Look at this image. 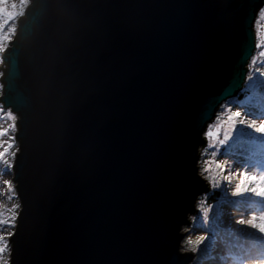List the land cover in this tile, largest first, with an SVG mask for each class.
<instances>
[{
	"label": "water",
	"instance_id": "water-1",
	"mask_svg": "<svg viewBox=\"0 0 264 264\" xmlns=\"http://www.w3.org/2000/svg\"><path fill=\"white\" fill-rule=\"evenodd\" d=\"M260 3L30 8L3 54L0 97L23 147L18 264H162L182 245L176 220L188 227L210 191L193 166L217 110L242 89Z\"/></svg>",
	"mask_w": 264,
	"mask_h": 264
},
{
	"label": "snow or ice",
	"instance_id": "snow-or-ice-1",
	"mask_svg": "<svg viewBox=\"0 0 264 264\" xmlns=\"http://www.w3.org/2000/svg\"><path fill=\"white\" fill-rule=\"evenodd\" d=\"M65 3L66 0H0V64L4 61L3 54L20 39L19 22L21 18L27 15L31 7L38 4L40 6L38 15H40L52 5H63ZM257 12L259 15L264 13V0H261L260 5L257 6ZM256 70L259 71V69ZM0 76H3V73H0ZM252 78V76H248L249 80ZM4 88L5 85L0 83V97L3 95ZM232 104L233 102L229 100L226 105L220 106L221 109L230 114L227 115L225 120H221L223 111L217 113L216 121L220 122L214 125L216 131L209 130L204 133L205 140L213 137L215 143L212 145L205 144L204 149L200 151L193 166V179L207 181L211 188L223 187L226 191L231 188V195L234 197L251 195L264 202V169L259 172H250L243 162L234 161L242 167V171H240L228 163L206 159L209 147L216 153H219L221 149H225L221 154H229L225 146L232 140L238 126L242 138L243 135L249 137V143L264 141V113L256 118H251L253 115L251 112L241 111L239 106L236 110H233ZM0 118L8 121L7 126H0V162L4 166L3 170H0V185L3 186L0 188V194L5 195L9 201V204L0 203V264H18V249L15 238L21 233L20 221L24 214V205L23 196L19 192V178L15 170L18 167L19 157L23 155V147L17 143L19 132L17 114L11 107L6 108L3 103H0ZM248 129L251 132H247ZM5 137L6 139H4ZM213 165L216 169L215 173H213ZM5 173L11 178L5 179ZM233 178L236 179L234 187H232ZM197 207L203 215L204 222L207 223L211 209L204 208L199 202H197ZM192 219L195 220L196 217ZM185 223L178 218L174 225L176 233L179 234L181 230L183 231L184 234L179 235L178 239L184 240L185 244L177 243L165 255L162 264H186L187 261L194 259L189 253H198L207 240V231L204 235H200L193 240L190 235L191 226L184 227ZM234 225L246 226L262 234L255 251L244 252L238 257L239 264H264V211L259 214H252L250 218L241 216L239 219L234 220ZM230 259V257H225V264H230Z\"/></svg>",
	"mask_w": 264,
	"mask_h": 264
},
{
	"label": "rangeland",
	"instance_id": "rangeland-1",
	"mask_svg": "<svg viewBox=\"0 0 264 264\" xmlns=\"http://www.w3.org/2000/svg\"><path fill=\"white\" fill-rule=\"evenodd\" d=\"M264 21V13L257 16L254 31H255V50L254 54L248 64L247 67V76L244 81L243 87L247 86L248 90L252 92V96L254 97V101H259L258 104H262L264 102V26L261 27L260 24ZM4 65L0 64V73H3ZM256 69H259L257 71ZM248 76H252L251 80L248 79ZM0 76V83H1ZM247 90V91H248ZM249 92V93H250ZM246 93V92H245ZM256 93V94H255ZM234 99H230V101L234 102ZM1 103V101H0ZM227 102L223 103L222 105H226ZM236 110V109H233ZM241 111H248L251 112L253 115L251 118H256L258 113L253 109L250 111L248 108L239 109ZM223 111V115L221 116V120H225L228 113L221 109V107L217 110V113ZM216 113V115H217ZM216 115L214 120L208 125L206 131H216L215 124H218L220 121H216ZM260 122V121H258ZM8 121L6 119L0 118V126H7ZM247 132H251L250 129L246 130ZM258 135V134H257ZM205 138V137H204ZM6 139V137L4 138ZM215 143V138L209 137L206 140V144L212 145ZM225 148L228 151V155H220V152L224 151L225 149H221L219 153L214 152V150L209 147L207 149L208 156L206 157L207 160H217L219 162L228 163L230 166L235 168L236 170L242 171V167L238 166L234 161H241L243 162L244 166L248 167L250 172H259L261 169H264V141H256L254 143H249V137L247 135H243L238 130L233 134L232 140L229 142ZM204 147L200 150L202 151ZM200 153V152H199ZM3 163L0 162V170H3ZM213 173H215L216 169L215 166H212ZM4 178L8 179L11 178L6 173L4 174ZM219 179V177H218ZM207 182V181H206ZM208 183V182H207ZM236 183V179L233 178L232 187H234ZM209 185V184H208ZM3 186L0 185V188ZM210 187V186H209ZM215 188L210 187V191L212 192ZM222 193V200L213 205V206H206L204 199L201 198L198 200L199 204L202 205L204 208H210V212L208 214L207 223L204 222L203 215L200 213L198 207L196 215L190 218V225L191 226V238L195 240L198 236L204 235L205 231L208 233V238L201 246L200 251L198 253H192L194 255V260L190 264H225L222 260V257H210L213 248L216 247L220 241L226 237L232 241H238L241 244L246 242H252L249 246L254 247V245L258 244L262 234L258 233L254 229H249L246 226L241 225H234V220L239 219L241 216L245 218H250L252 214H259L263 209L260 210L261 205H253V204H246L249 203H263L259 200L258 197H254L251 195H246L244 197H234L231 195V188L227 189V191L223 188H217ZM239 200L245 202V205L242 204L244 202L239 203ZM16 202V201H13ZM0 203L2 204H9L6 196L0 194ZM227 203V204H226ZM248 205V206H247ZM237 206H243L246 209H258V210H245L244 208L236 209ZM196 217L195 220L192 218ZM188 226V227H189ZM243 229V231H241ZM254 242V243H253ZM256 243V244H255ZM185 244V241H182V245ZM186 246V245H185ZM219 247V245H218ZM216 251V250H215ZM214 254V253H212Z\"/></svg>",
	"mask_w": 264,
	"mask_h": 264
},
{
	"label": "trees",
	"instance_id": "trees-1",
	"mask_svg": "<svg viewBox=\"0 0 264 264\" xmlns=\"http://www.w3.org/2000/svg\"><path fill=\"white\" fill-rule=\"evenodd\" d=\"M22 20V18H21ZM2 78V77H1ZM247 86L243 87L242 89L238 92V95L236 96L232 108L236 109L237 106H239V109H245L248 108L250 111H253V109L258 113L257 116H259L261 113H264V102H261L262 104H258L259 101H254V97L252 96V92H250ZM246 92V93H245ZM250 92V93H249ZM256 94V93H255ZM234 99V98H232ZM230 99L226 100L225 102L229 101ZM224 102V103H225ZM223 152V151H222ZM222 152H220V155ZM205 201L206 206H213L217 204L220 199L222 200V193L219 189L215 188L212 192L207 193L202 197ZM244 202L242 200H239V203ZM227 204V203H226ZM246 204H253V205H261L260 210L263 209L264 204L263 203H249L247 202ZM243 206L245 205V202L242 204ZM243 206H237L236 209H241L244 208L245 210H258L256 208L254 209H246ZM248 206V205H247ZM241 207V208H239ZM252 242H246V243H240L238 241H232L229 240L228 238L224 237L220 243L216 245L215 248H213L211 252L210 257H222V260L225 262V257H230V264H239L238 257L244 253V252H250V251H255L256 247H258V244L254 245V247L249 246V244ZM254 243V242H253ZM219 245V247H218ZM216 250V251H215ZM214 253V254H212Z\"/></svg>",
	"mask_w": 264,
	"mask_h": 264
},
{
	"label": "built area",
	"instance_id": "built-area-1",
	"mask_svg": "<svg viewBox=\"0 0 264 264\" xmlns=\"http://www.w3.org/2000/svg\"><path fill=\"white\" fill-rule=\"evenodd\" d=\"M260 26H261V27H263V26H264V21H263V22L260 24Z\"/></svg>",
	"mask_w": 264,
	"mask_h": 264
}]
</instances>
